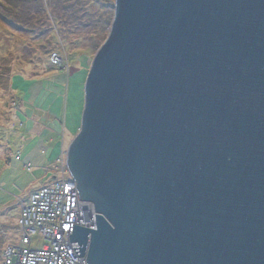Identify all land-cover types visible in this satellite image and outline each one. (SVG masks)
Wrapping results in <instances>:
<instances>
[{
    "label": "water",
    "instance_id": "obj_1",
    "mask_svg": "<svg viewBox=\"0 0 264 264\" xmlns=\"http://www.w3.org/2000/svg\"><path fill=\"white\" fill-rule=\"evenodd\" d=\"M65 166L85 264H264V0H114Z\"/></svg>",
    "mask_w": 264,
    "mask_h": 264
},
{
    "label": "rangeland",
    "instance_id": "obj_2",
    "mask_svg": "<svg viewBox=\"0 0 264 264\" xmlns=\"http://www.w3.org/2000/svg\"><path fill=\"white\" fill-rule=\"evenodd\" d=\"M113 7L114 0H42L45 31L19 32L26 43L19 49L22 60L12 67V85L23 103L16 108L0 102V229L5 236L0 264L1 252L19 244L21 202L33 188L60 177L56 168L79 131L85 80L99 43L109 34ZM2 40L7 43L0 34ZM53 148L57 158L51 157Z\"/></svg>",
    "mask_w": 264,
    "mask_h": 264
},
{
    "label": "built area",
    "instance_id": "obj_3",
    "mask_svg": "<svg viewBox=\"0 0 264 264\" xmlns=\"http://www.w3.org/2000/svg\"><path fill=\"white\" fill-rule=\"evenodd\" d=\"M61 163L56 168L60 177L32 190L21 203L17 221L21 238L18 245L3 250L2 264H85L76 256L72 248L77 246L69 243V236L73 225L88 226L89 216L79 209L74 183L65 161Z\"/></svg>",
    "mask_w": 264,
    "mask_h": 264
},
{
    "label": "trees",
    "instance_id": "obj_4",
    "mask_svg": "<svg viewBox=\"0 0 264 264\" xmlns=\"http://www.w3.org/2000/svg\"><path fill=\"white\" fill-rule=\"evenodd\" d=\"M41 9L42 0H0V34L7 42L5 44L3 40L0 42V102L8 101L16 108L23 102L13 92L12 67L22 60L19 49L26 43L24 40L26 36L19 35V32L33 34L40 29L42 33L45 31L43 27L45 16L40 14ZM10 42L13 43L12 48L7 49L6 45ZM99 44L101 46L102 42ZM2 116H8V113H3ZM5 149L6 153L11 152L9 146ZM6 156L5 160L8 161ZM4 240L5 236L0 229V247L4 245Z\"/></svg>",
    "mask_w": 264,
    "mask_h": 264
},
{
    "label": "crops",
    "instance_id": "obj_5",
    "mask_svg": "<svg viewBox=\"0 0 264 264\" xmlns=\"http://www.w3.org/2000/svg\"><path fill=\"white\" fill-rule=\"evenodd\" d=\"M53 123H54V125L59 124V126H61V123H59V122L57 121V119H53ZM61 127H62V126H61ZM48 142H50L51 145H52V142H51V141H48ZM52 151H53V152H51V153H52V154H51V157H52V155H53V153H54L55 157L57 158L58 155H57V151H56V149L53 148ZM16 156H17V155H16ZM18 156H19L20 159L22 160L21 156H20V155H18ZM56 158H55V159H56ZM50 160H51V159H50ZM56 160H57V159H56ZM56 160H55V161H56ZM27 163H28V164H31L29 160H26V161L24 162V164H27ZM52 180H53V178H51L50 180H48L47 182H45V184H49ZM45 184H43V185H45ZM38 188H39V187H38ZM34 189H37V188L35 187V188H33L32 190H34ZM32 190H31V191H32ZM31 191H30V192H31ZM26 198H27V197H26ZM24 201H25V200H24ZM22 202H23V201H22ZM22 202H21V203H22Z\"/></svg>",
    "mask_w": 264,
    "mask_h": 264
},
{
    "label": "bare ground",
    "instance_id": "obj_6",
    "mask_svg": "<svg viewBox=\"0 0 264 264\" xmlns=\"http://www.w3.org/2000/svg\"><path fill=\"white\" fill-rule=\"evenodd\" d=\"M54 180V179H53ZM89 221V219H88ZM86 219L84 220V222H88ZM90 222V221H89ZM89 228H93V226H90V224L88 225Z\"/></svg>",
    "mask_w": 264,
    "mask_h": 264
}]
</instances>
